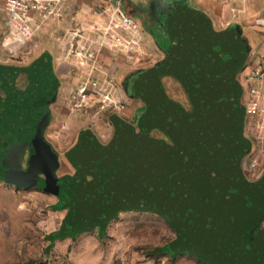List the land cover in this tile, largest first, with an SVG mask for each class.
<instances>
[{
	"label": "rangeland",
	"instance_id": "374dc122",
	"mask_svg": "<svg viewBox=\"0 0 264 264\" xmlns=\"http://www.w3.org/2000/svg\"><path fill=\"white\" fill-rule=\"evenodd\" d=\"M42 1L48 10L35 16L32 36L23 44H13L12 31L6 26L5 16L0 15V65L26 67L42 56L53 63L59 91L56 101L46 108L52 113L45 136L50 149L59 158L54 174L57 180L62 182V178L79 173L81 181L78 180L76 193L68 198L70 206L75 204L77 207L83 202L90 204L88 202L92 199L101 202L102 195H93L94 191L90 190L95 181L92 175H99L111 176L112 185L105 193L107 204L101 203L103 206L100 207L109 210L102 212L106 215L115 212L110 217L118 214L119 210H110L115 205L108 198H121V206L132 209L121 211L104 234L97 229L90 231L94 210H83L80 212L83 215L81 222L75 220L71 225L72 232L84 230L83 234L76 239L52 240L50 234L61 228L70 209H61V204L56 206L58 195L64 197L66 191L47 181L54 166L51 160L41 157L42 150L40 146L37 147L39 139L34 141L37 159L30 164L28 158L32 141L22 133V137L16 138L15 146H7L5 150L4 146H0V165L3 167L0 168V264L264 263L259 258L252 259L250 253H242L246 243L264 233V221L262 232H259V225L247 224L254 211L264 210L262 203L260 207L247 193L239 194L237 189L228 191L219 187V180L215 184L208 177L212 176L208 174L213 171L220 174V170H216L215 165L206 159L208 151L211 155L224 154L227 160L230 150L229 140L219 134L220 130L214 129L228 119L223 110L222 113H214L215 108H210L213 106L212 100L217 98L214 95L216 91L121 89L128 77L142 74L148 67L151 68L144 72L147 76L154 72L177 75L180 72L203 73L208 65L199 59L206 53L209 58L212 55L221 56L224 54L220 51L222 49L217 45L206 47L205 40L202 39L201 43L197 36L189 49L183 48L181 51V47H177L180 43L176 44L156 33L157 40L165 48L178 54L175 57L177 60L186 62L166 64L158 67L157 71L154 66L159 51L153 41V31L149 32L148 24L143 21L144 11L139 15L138 9H125L110 0ZM141 1L145 11L146 7L152 5L151 2L154 3L153 0ZM125 17L139 21L140 29L132 31L128 28ZM150 18L153 16L150 15ZM257 42L256 39L253 41L254 48ZM224 52L225 57L230 58L228 47ZM193 61L198 62L189 63ZM88 81H97L100 89L96 91H104L106 96L110 94L126 109L136 106V119H133L134 124L130 123L131 126L136 127L139 115L149 109L141 123L147 140L145 143L110 149L103 154L98 166L90 160L79 162L82 158L79 157L75 164L81 168L78 169L68 163L66 156L79 134L91 130L103 142L108 141L114 129V116L125 118V111H118L114 107L101 110L99 102L104 94L102 92L91 93L86 98L80 96V86ZM47 82V91H41L36 98L32 96L36 94L32 87L28 86L27 91H17L12 81L5 85L0 82V90H4L0 91V119H6L1 111L12 112L10 107L3 104L7 95L19 98L21 95L26 98L32 96L31 101L39 104L47 100L52 91L51 81ZM247 97L251 100L244 102L245 108L254 101L258 111L247 120L248 128L244 135L252 139L254 148L253 155L243 161L246 181L249 182L255 181L264 169V91L257 98L251 94ZM206 111L209 112L206 113L208 118L204 116ZM128 121L131 122V119ZM202 122H211V129L202 126ZM236 125L235 122L234 127ZM5 128V124L0 122V135ZM230 131L227 130V133ZM234 132L238 130L233 129ZM42 134L37 132L36 136ZM148 136L156 141L150 142ZM198 154L200 158H197ZM259 155L260 161H250ZM107 157L111 158L109 168L103 169ZM3 164L13 167L12 170L19 177L4 171L7 169ZM123 170L134 175L125 180L123 188H119L112 182L115 181L113 179L118 180L117 176ZM199 172L207 177H195ZM176 238L179 240L173 244ZM167 244L165 254L159 249Z\"/></svg>",
	"mask_w": 264,
	"mask_h": 264
},
{
	"label": "crops",
	"instance_id": "0c3cea01",
	"mask_svg": "<svg viewBox=\"0 0 264 264\" xmlns=\"http://www.w3.org/2000/svg\"><path fill=\"white\" fill-rule=\"evenodd\" d=\"M110 1L125 9L130 7L136 8L138 9L139 15L144 11L143 21L148 24V31H153V41L159 51V58L154 66V69H157V71L158 67H164L166 64H186V62L183 59L177 60L175 57L178 54L175 55L165 48L157 40L156 33L160 36L163 35L166 39L170 38L176 44L180 43L181 46L179 45L177 47H181V51L183 48L189 49L197 36L198 39L200 38L199 42L202 43V39L205 40L206 47L217 45L222 49L220 51L224 54L221 55L220 53L221 56L218 54V56L212 55L213 57L211 56L209 58V55L206 53V56L204 55L199 59V61L207 63L208 65L203 73L189 72L188 74H184L180 72L177 75L171 72H154L147 76L144 72L151 68L148 67L142 74L138 73L136 76L128 77L126 84L124 82L122 83L121 89L122 91H216L217 93L214 95L219 97L218 99H222L223 103V105L217 108V112L222 113L221 110H223V114H227L229 120L227 122L224 121L214 129L223 131L221 132L223 137L229 135L231 139L234 138L237 142L236 145L231 143L234 146L233 159L237 163L239 173L246 180L247 176L243 167V161L253 155L254 148L252 139H247L244 135L248 128L247 120L251 116H254L248 113V108L256 104L253 101L252 104L249 103V105L251 104L250 106L247 105L246 109L244 102H247V100L250 102L251 99L247 97L250 94L253 98H257L252 92L259 91V95H261L262 91H264V0H154L152 5L146 7V11L143 10L141 4L143 2L141 0ZM150 15L153 18H150ZM204 33H207L206 35L209 37H205L206 35ZM255 39L258 42L254 48L252 45ZM200 46L202 47L203 44ZM226 47L230 50V58L228 59L225 57L224 52ZM42 60H47V65H49V69L52 71V78L55 79V91H53L52 96L53 100L56 101L59 83L53 63L48 58L42 56L26 67H10H33ZM0 67L2 68V65ZM256 71L262 72V77L259 81H254L251 78L252 74ZM52 101L47 102L43 107L44 111L47 112L49 121L51 120L52 112L46 108H49L48 104H52ZM135 108L136 106L134 105L132 108L127 107L124 112L126 120L131 119V122H127L125 118L114 116V129L108 141L103 142L94 131L87 130L81 132L74 142L73 147L69 150L68 155L66 154L68 163L70 162L71 165L75 166L78 158L82 157L79 162L90 160L92 164L98 166L103 154L109 152L112 148L120 149L122 146L131 143H145L147 135L143 132L144 129L141 123L150 111L149 109L142 111L137 118L138 122H136L137 126L135 127L130 125V123L134 122L133 119H136ZM233 115L235 116L234 119H232ZM10 117L12 116L10 115ZM235 122L237 123L236 127H234ZM202 126L204 125L202 124ZM205 126L206 129H211L212 127ZM233 129L238 130V132L233 133ZM227 130H231V133H227ZM45 132L46 129L42 134L43 141H46ZM148 138L150 142L153 140L149 136ZM242 142L246 146L244 151ZM94 146L97 147V150L94 149ZM31 152L32 150L30 154ZM255 157L256 159L250 158V161L261 160L260 155ZM261 158L263 159V156ZM110 159L108 157L104 159L103 169L109 168L108 163ZM75 167L81 169L78 166ZM127 174L128 170H123V172L119 173V176H116L118 179H123ZM92 176L95 178V181L92 183H95V186L98 184L102 185L103 183L109 185L111 176L104 177L105 182L99 181L102 179L99 175ZM258 183H260L261 191L264 192V169L260 171L255 181H249V184L253 185ZM94 193L98 194L99 191H94L93 195ZM93 200L96 199H92L91 201ZM263 221L264 214H260L257 225L262 226ZM261 230L259 232H262ZM263 235H256L249 244L246 243L244 245V249H247V247L250 248Z\"/></svg>",
	"mask_w": 264,
	"mask_h": 264
},
{
	"label": "trees",
	"instance_id": "16d2710c",
	"mask_svg": "<svg viewBox=\"0 0 264 264\" xmlns=\"http://www.w3.org/2000/svg\"><path fill=\"white\" fill-rule=\"evenodd\" d=\"M42 61L35 64L33 67H28V68H14V67L3 66V65H2V68L0 67V82H3V84H4V83L12 81L13 86L15 88H17V91H27L26 88L28 89V86L32 87V91L36 92V94L32 95L34 98H36V96H39L37 94H40L41 91H47V89L49 87L47 81L50 80L51 81L50 85L52 86V91L50 93V96L47 98V100H45L44 102H40L39 104L36 101L35 102L33 100L31 101L32 96H27V98L25 96L23 97V95H21L20 98H19V96L16 97V95H10V96L7 95L6 96L3 104H6L7 107H10L11 108L10 111H12V112L6 113L4 111H1V112H3L4 117H6V119H4L2 117L0 119V122H3L7 128H5L4 132L0 135V146L1 145L4 146V150L7 148V146H11V145L15 146L17 144L15 141L16 138L22 137L23 136V135H21L22 133L24 135L27 134L28 135L27 138H29L33 142L32 152L28 158L30 160V164H32L35 161V159H37L36 158L37 152L34 149L36 146L34 144L35 139H39V141H40L38 143L37 147L40 146V148L42 150V152H41L42 154H40L41 157L44 160L49 159L52 161V165L54 166V168H53L54 171H52V174L49 175V179L47 178V181L50 184H52V183L56 184V186L61 188V189L65 188L64 191H66L65 195H64V197H66V199H64V197H62V195H58V202H57L56 206H58L60 204L63 205L61 207V209H67V207H70L66 217L62 221L61 228L58 231L50 234V238L52 240L66 239V238L76 239L81 234H83L84 230H81L77 233H74V231L72 232L71 231V225H73V221H75V220L81 222L80 217H83V215L80 214V212L83 210L89 209V208L92 211L94 210L92 212V215H91L90 231L97 229L100 234H104L106 232L107 227L110 224V222L112 220H114L121 211L131 210L132 208L130 209V208H127L125 206H121L123 203L121 198L117 199V200L108 198L115 205L113 208H110V210L111 209L119 210L118 214L114 217H110L115 212L114 213L109 212V215H106L104 212H102V210H109V208H105V207L100 208V207L103 206L101 203L107 204V203H105L106 198H107L105 196V193H108L109 186H112V185H110L111 184L110 180H109V185H106L105 183H103L102 185L98 184L97 186H95V183L91 185V188H90L91 191H99V194L102 195L101 196L102 197L101 202H99V201L95 202L96 200H93L91 202H88L90 204L83 202V204H79V206L77 205V207L75 206V204L74 205L72 204L70 206V202H68L69 201L68 198L70 199V196H71L70 194L76 193V191L78 190V185H77L79 183L78 180L81 181V179L78 178L79 173H77L73 177H66L67 179L62 178L61 179L62 182H60V179L57 180V178L55 177L54 174L57 171V168L59 165V162H58L59 158H58L57 154L53 151V149H50L49 144L46 141H43L44 139L42 138V136H39V137L36 136L37 132H40V135H41V133L44 132L46 127H47L49 119H48L47 112L44 111L43 107L47 102H51L53 100L52 94H53V91H55V85H54L55 79L52 78L53 77L52 71L49 69V65H47V60H42ZM8 86L9 85H7V87ZM0 91H4V90L1 88ZM7 91H8V89H7ZM218 98L219 97L215 98L216 100H214V101L212 100L213 106L210 107L212 109L215 108V109H213L214 113H218L217 108L219 106L223 105L222 99H218ZM52 102H54V100ZM50 104H48V105H50ZM206 113L209 114V112L206 111L204 113L205 114L204 116L206 118H208L206 116ZM10 115L12 117H10ZM27 115H28V117H27ZM227 117H228V115H227ZM234 117L235 116H233L232 119H234ZM228 120L229 119H227L225 122H227ZM210 123H203L202 122L203 125H207V126H210L209 125ZM0 132H2V131L0 130ZM5 132H6V134H5ZM18 132H19V134H18ZM221 132H223V131H221ZM221 132L219 131V134ZM213 136H215V134H213ZM224 138L229 140L228 145H229L230 150L227 152V153H229L227 156V160L225 159L224 154L211 155V153H209V151H208L207 155L204 154V156L206 155V159L209 162L213 163V165H215L216 170L217 169L220 170V174H217L215 171L210 172L208 174V175H212V176H208L209 178L210 177L212 178V180L210 182H213L216 184L217 180H219V184H218V185H220L219 187H224L225 189L227 188L228 191L231 189H237L239 194L240 193H245V194L247 193L248 196H250L254 200L255 203L260 204L262 202V197L264 195V192L261 191V189H260V183L255 184V185L249 184V182H247L241 176V173H239V171H238L237 163L234 162L235 160L233 159V157H234L233 156L234 155L233 154L234 146L231 145V143L236 145L237 142L235 141L234 138L231 139L229 137V135L224 136ZM242 147H243V151H244L246 146L243 142H242ZM94 149L97 150V147L94 146ZM203 149H204L203 151H205L204 147H203ZM199 156L200 155L198 154L197 158H200ZM93 157H94V155H93ZM203 159H205V158H202V160ZM16 160H17V158H16ZM93 160H94V158H93ZM3 165H6V167H8V168H13L11 166H8L7 164H3ZM133 175L131 176V173L128 172L127 176H125V178H123V179L117 180V179L112 178L113 180H115L112 182V184L117 186V187L120 186L119 188H123L124 183H126V181H128L131 177H133ZM195 177H202V179H203L207 176H205L199 172V174L196 175ZM101 178L102 179L99 181L105 182L104 176H102ZM242 186H244V188L241 190ZM107 206H110V205L108 204ZM258 213L259 212L254 211L253 214L257 215ZM253 214H252V216H254ZM260 214H264V210L260 211L259 215ZM249 223H247V224H249ZM256 226H258V225H256ZM260 229H263V228L261 227ZM262 231L264 232V229ZM178 240H179V238L178 239L176 238L172 243L174 244ZM168 245L169 244L161 247L159 250L166 254L167 253L166 247H168ZM251 247L248 248V250L246 252H244V247H243L242 253H246V255H247L249 253ZM239 253H241V251Z\"/></svg>",
	"mask_w": 264,
	"mask_h": 264
},
{
	"label": "built area",
	"instance_id": "2783aa9c",
	"mask_svg": "<svg viewBox=\"0 0 264 264\" xmlns=\"http://www.w3.org/2000/svg\"><path fill=\"white\" fill-rule=\"evenodd\" d=\"M43 10H48L46 3L42 0H0V15L5 16L6 26L12 31L15 41L13 44H23L30 39L33 33V22L37 14H40ZM125 24L132 31H138L140 25L138 21L130 17H125ZM262 77V72L256 71L252 74L251 78L254 81H259ZM91 89L95 91H90ZM100 89V84L97 81H88L86 84L81 85L78 94L83 97L98 93H104V91H96ZM106 93L102 94V100L99 102L101 110H109L110 108H116L118 111H125L126 106L118 101H114L111 95ZM254 94L259 95V91H254ZM249 114H256V105L248 108Z\"/></svg>",
	"mask_w": 264,
	"mask_h": 264
},
{
	"label": "water",
	"instance_id": "95a60500",
	"mask_svg": "<svg viewBox=\"0 0 264 264\" xmlns=\"http://www.w3.org/2000/svg\"><path fill=\"white\" fill-rule=\"evenodd\" d=\"M0 168H3V167L0 165ZM4 169H7L11 173H13L15 175V177H17V178L19 177L17 172L12 170V168L5 167ZM261 203H262V206H264V195L262 197V202ZM261 203H260V207H262ZM259 218H260L259 214L255 215V216H252L250 218V223L249 224H254V226L256 227ZM249 253L252 256V259L253 258H255V259L259 258V259L264 261V235L259 239V241H257L255 244L252 245ZM260 264H264V263H260Z\"/></svg>",
	"mask_w": 264,
	"mask_h": 264
},
{
	"label": "flooded vegetation",
	"instance_id": "af4514ba",
	"mask_svg": "<svg viewBox=\"0 0 264 264\" xmlns=\"http://www.w3.org/2000/svg\"><path fill=\"white\" fill-rule=\"evenodd\" d=\"M154 1V0H153ZM153 2H151V4H152ZM2 170H4V169H2ZM4 171H6V172H9L10 174H11V172L10 171H8V170H4ZM12 175V174H11Z\"/></svg>",
	"mask_w": 264,
	"mask_h": 264
}]
</instances>
